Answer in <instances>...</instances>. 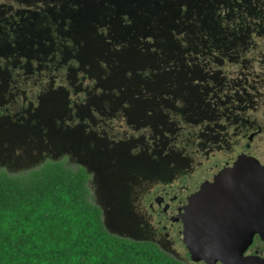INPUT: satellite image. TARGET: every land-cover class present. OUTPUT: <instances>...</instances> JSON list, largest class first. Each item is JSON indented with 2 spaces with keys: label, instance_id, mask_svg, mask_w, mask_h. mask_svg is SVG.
<instances>
[{
  "label": "trees",
  "instance_id": "16d2710c",
  "mask_svg": "<svg viewBox=\"0 0 264 264\" xmlns=\"http://www.w3.org/2000/svg\"><path fill=\"white\" fill-rule=\"evenodd\" d=\"M54 4L0 18V115H36L45 126L51 116L128 115L148 133L152 151L139 137L126 142L128 157L114 160L122 170L166 166L173 157L158 133L166 124L159 115L202 119L204 103L225 84L221 64L264 37V0ZM28 82L39 89L27 98L21 87ZM71 92L80 102L70 101ZM82 127L63 131L82 136ZM88 177L85 167L52 159L18 174L1 171L0 264H190L153 241L109 231Z\"/></svg>",
  "mask_w": 264,
  "mask_h": 264
},
{
  "label": "rangeland",
  "instance_id": "374dc122",
  "mask_svg": "<svg viewBox=\"0 0 264 264\" xmlns=\"http://www.w3.org/2000/svg\"><path fill=\"white\" fill-rule=\"evenodd\" d=\"M56 1L60 0H0V18H6L10 12L23 14L26 9L54 10ZM218 76L225 84L215 90V100L204 103L206 111L202 119L197 120L198 115H186L190 121L178 115H159L166 124L162 126L163 133H158L167 141L173 159L158 170L145 164V167L122 170L114 163L128 157L131 149L125 144L138 137L144 143L140 144L141 148L146 153L152 151L148 133L130 121L128 115H61L63 120L51 116L49 126L37 123L36 115H0V172H26L49 159L62 160L71 168L83 166L89 175L90 199L100 207L109 231L131 238L123 230L145 232L152 226L160 241H151L164 252L190 264H207L190 259L177 225L172 229L162 228L157 223L156 203L153 202L154 210L149 203L163 186V191L170 192L182 185L193 189L217 166L234 161L244 149L264 163V37L251 40L235 61L223 62ZM59 83L66 85L63 81ZM21 89L28 98L39 86L28 82ZM69 97L78 103L82 96L71 92ZM16 102L18 105L15 103L14 107L18 109L20 100ZM242 122H246L245 136L235 133ZM78 123L84 124L82 136L78 132L74 134L72 129L63 131L64 126ZM257 127L263 129L248 139L249 132ZM100 149L106 152L105 159L99 156ZM165 231H169L168 237Z\"/></svg>",
  "mask_w": 264,
  "mask_h": 264
},
{
  "label": "water",
  "instance_id": "95a60500",
  "mask_svg": "<svg viewBox=\"0 0 264 264\" xmlns=\"http://www.w3.org/2000/svg\"><path fill=\"white\" fill-rule=\"evenodd\" d=\"M170 216L181 223L192 261L264 264V254L247 252L255 235L264 241V163L242 150L179 199Z\"/></svg>",
  "mask_w": 264,
  "mask_h": 264
},
{
  "label": "flooded vegetation",
  "instance_id": "af4514ba",
  "mask_svg": "<svg viewBox=\"0 0 264 264\" xmlns=\"http://www.w3.org/2000/svg\"><path fill=\"white\" fill-rule=\"evenodd\" d=\"M248 122V121H247ZM246 122H243L241 124V127H238L236 128V134H240L241 136H245L246 135V131H247V128L245 127ZM249 126L251 127L252 124H249ZM263 128L262 127H257L255 130L249 132L248 134V139H249V135L254 132L255 134H257L258 132H260ZM253 134L252 137L255 135ZM251 137V138H252ZM250 138V139H251ZM247 147V145H246ZM227 162V161H226ZM233 161L231 162H228V164H232ZM223 165V164H222ZM219 166L216 167V170L214 172H216L218 170ZM214 172H211V173H214ZM209 173L207 175V179H210V174ZM200 182H198L199 184ZM198 184L191 190H188V188H184L185 186L182 185V186H179L178 187V190L177 191H173V192H170L169 190L167 191H163V189H165V186H163L161 188V192L158 193L154 198H153V201H151L149 203V207L154 210V205H153V202L156 203V206L158 207V216L159 218L157 219V223L158 224H161V227L162 228H170L172 229V227L174 225H177V232L180 233V221L179 220H174V218H172L170 215H171V212H172V209L173 207L176 205L177 201L185 196H187L188 194H190L192 191L195 190V188L198 186ZM171 186H169V189H171ZM183 190H187L185 191L184 193H182ZM167 205V206H166ZM166 206V208H164ZM103 216V215H102ZM174 217V216H173ZM168 224V226H167ZM130 229V228H129ZM123 230L125 233H127L128 235L131 236L132 239H136V240H153V241H160V239H157L156 238V233L153 229L152 226L149 227L148 231H142V230ZM165 236L168 237L169 236V231H165ZM155 242V243H156ZM247 252L248 253H257V254H264V241L261 240L257 235L254 236V239L252 241V243L250 244V246L248 247L247 249Z\"/></svg>",
  "mask_w": 264,
  "mask_h": 264
}]
</instances>
